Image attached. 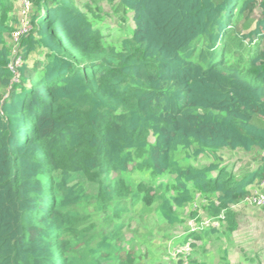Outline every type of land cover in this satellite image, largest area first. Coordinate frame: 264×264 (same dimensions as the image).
Returning a JSON list of instances; mask_svg holds the SVG:
<instances>
[{
  "label": "trees",
  "instance_id": "obj_1",
  "mask_svg": "<svg viewBox=\"0 0 264 264\" xmlns=\"http://www.w3.org/2000/svg\"><path fill=\"white\" fill-rule=\"evenodd\" d=\"M31 3L11 67L0 0V264H143L125 229L148 208L174 227L198 198L234 231L232 205L264 193V0H118L116 40L76 0Z\"/></svg>",
  "mask_w": 264,
  "mask_h": 264
},
{
  "label": "rangeland",
  "instance_id": "obj_2",
  "mask_svg": "<svg viewBox=\"0 0 264 264\" xmlns=\"http://www.w3.org/2000/svg\"><path fill=\"white\" fill-rule=\"evenodd\" d=\"M76 2L90 15H93L96 21H101L103 31L109 38L116 40L121 39L127 34L123 32L126 26L133 24L131 15L125 16L116 12L115 8L118 0H76ZM9 19L13 25V30L6 39L9 48L13 53L18 52L20 48V38L26 29H28V12L32 10V3L29 6V0H10ZM88 6L98 15H94ZM121 29L118 30L117 29ZM121 41V40H120ZM119 41V43H120ZM23 47V46H22ZM39 54L33 53L29 60L32 63ZM16 80L20 77L16 75ZM185 154L179 151L177 158L184 163L205 165L212 159L206 156L199 158L187 157L183 161ZM225 162L236 169L243 167H254V153L244 151H223ZM237 173V171H235ZM137 174V173H136ZM140 178V174H137ZM152 177L146 174L144 177L152 178L153 181L165 179L167 173L155 174ZM260 192L259 184L251 187V197L253 193ZM197 206L202 209L195 215H191L189 207L180 213L182 221L176 226H168L162 221L151 208L147 209L148 219L141 222L136 221L138 227L125 229V237L130 247L142 257V263L149 261L154 264H171L176 259H183V264H191V258L194 260H205L207 264H223V256H226L230 264H264V206L260 205L254 199H245L239 203L233 204L232 208L236 213L235 221L237 228L234 231L228 230V220L224 215H211L205 212L203 201L198 198L195 201ZM195 207V206H194ZM199 212V213H198ZM214 228V232L211 229ZM135 229V230H134ZM205 229H207V232ZM134 230V231H133ZM151 230L153 234L149 233ZM194 230L199 238L190 237L189 243L182 244L179 239L185 232ZM148 242H152L149 244ZM176 258V259H174Z\"/></svg>",
  "mask_w": 264,
  "mask_h": 264
},
{
  "label": "built area",
  "instance_id": "obj_3",
  "mask_svg": "<svg viewBox=\"0 0 264 264\" xmlns=\"http://www.w3.org/2000/svg\"><path fill=\"white\" fill-rule=\"evenodd\" d=\"M31 5V0H29V6ZM30 28V26H29V22H28V29ZM28 29H26L25 31H27ZM24 31V32H25ZM24 32H22V33H20V35L21 34H23ZM20 49L18 48V52L15 54V53H13V51H12V63H11V67H14V65L16 64V65H20L21 63H22V58H21V56H20ZM16 73V75L18 76V72H15ZM16 75H15V77H16ZM254 194V197H248V199H254V201H256L257 203H259L260 205H263L264 206V194L263 193H261V192H256V193H253Z\"/></svg>",
  "mask_w": 264,
  "mask_h": 264
},
{
  "label": "clouds",
  "instance_id": "obj_4",
  "mask_svg": "<svg viewBox=\"0 0 264 264\" xmlns=\"http://www.w3.org/2000/svg\"><path fill=\"white\" fill-rule=\"evenodd\" d=\"M20 52H22V50H21ZM18 76H19V74H18ZM14 79H16V77H15V76H14ZM261 193H263V192H261ZM263 194H264V193H263ZM251 195H252V194H251ZM251 195H250V196H251ZM250 196H249V197H250Z\"/></svg>",
  "mask_w": 264,
  "mask_h": 264
}]
</instances>
